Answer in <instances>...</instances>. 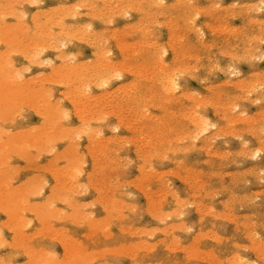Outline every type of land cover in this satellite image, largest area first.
<instances>
[{"label":"rangeland","instance_id":"obj_1","mask_svg":"<svg viewBox=\"0 0 264 264\" xmlns=\"http://www.w3.org/2000/svg\"><path fill=\"white\" fill-rule=\"evenodd\" d=\"M31 1L0 0L1 19L12 10L16 11L10 13L15 19L26 13L25 18H19L20 22L16 20V24L22 23L19 26L12 17L0 19V26H3L0 28L1 60L4 59L2 54L8 53L5 62L0 60L3 73L10 63L13 68L8 66L11 70L7 68L6 74L17 71L14 73L17 77L10 75V80L14 78L11 81L17 83L30 78L18 85L24 87L20 90L18 83L9 85L11 81L6 80L7 75L0 68V198L5 202L1 203L0 199V264H48L50 261L69 264L68 261L73 260L74 264H264V0H161L163 5L160 0H144V3L142 0H126L128 3L117 0L119 4L116 2L115 6L111 3L115 0ZM131 1L136 3L133 5ZM154 2L156 6H152ZM7 3L19 7L10 6V10ZM84 5L87 8L82 10ZM128 5L142 12L126 10ZM73 7L76 12L72 11ZM66 8L77 18L65 17L69 14L65 13ZM118 10L120 12H116ZM17 11L20 12L17 14ZM60 19L62 23L58 24ZM187 19H191L193 25L186 23ZM44 21H52L49 22L51 28ZM39 23L43 24L40 32ZM63 23L67 31L61 28ZM5 25L10 26L9 29ZM68 25L77 28L70 29ZM81 25L91 34H83L85 27L78 28ZM12 26L18 27H14L17 35ZM22 27L26 30L22 31ZM169 27H174L175 32ZM59 31L63 34L66 31L68 35L72 32L73 39L57 33ZM23 33L27 34L25 40ZM46 33L52 37L48 38ZM81 34L90 38H83ZM110 34L112 38L108 37ZM36 40L37 43H33ZM39 43L44 45L39 47ZM49 45L59 46L55 50L65 47L55 51ZM25 49L34 50L26 56ZM104 51L108 54L104 55ZM61 55H65L64 58H60ZM32 60L43 64L37 66ZM84 61L89 66L99 61L101 64L91 65V70L82 63ZM61 62H66L64 67ZM142 64L147 67L143 68ZM157 65L161 67L156 76L153 70L157 71ZM64 71L65 75L70 71V75L63 76ZM145 76L152 78L149 81L147 77L145 81ZM165 78L176 83V89L172 84V93L169 92L172 86H167L169 81ZM151 79L157 81L153 83ZM95 81L100 85H94ZM159 84L167 87L156 90ZM151 89L154 94L159 92L158 97ZM40 91L43 95L48 92L49 101L47 94L44 98ZM76 93H81L80 97ZM27 94H31L32 99L39 96L37 110L36 99H33L34 104L28 103ZM16 98L24 99L25 104L14 102ZM1 101L5 104L13 101V110L12 106L8 109L12 103L5 109ZM158 101H162L161 105ZM53 103L58 105L57 109L56 105L51 106ZM129 106L132 109L128 110ZM53 108L58 114L64 110L61 115L67 117L63 121V116L57 118ZM43 110L52 111L54 115L44 114L46 117L42 119L36 111L42 114ZM160 128L162 133L157 130ZM39 138L44 139V145ZM34 142L38 143L32 144ZM92 162L100 164V168L94 167ZM66 164L71 170L64 171ZM73 164L79 170L77 174L71 168ZM94 171L97 172L94 174ZM28 186L29 191L26 190ZM23 189L28 194L22 193ZM67 189H73V194ZM31 191L39 192L32 195ZM16 193L25 197L22 202H18L17 197L14 202L9 200L12 198L9 196H17ZM20 204L31 206L34 215L30 209L23 212L22 208L29 207ZM43 204L58 211V214L52 213L53 216L61 213V217L48 215L52 211L45 209ZM38 206L44 208L39 211L46 210L48 215L37 211L41 218L45 215L44 221L39 219L46 223L44 226L37 222L38 214L34 217ZM11 209L23 217L22 227L18 221L20 215L10 223L12 215L8 217V213L14 212ZM77 215H81L80 224L85 226L78 223ZM72 219L77 221L72 222ZM75 254L84 260L80 262L81 257Z\"/></svg>","mask_w":264,"mask_h":264},{"label":"bare ground","instance_id":"obj_2","mask_svg":"<svg viewBox=\"0 0 264 264\" xmlns=\"http://www.w3.org/2000/svg\"><path fill=\"white\" fill-rule=\"evenodd\" d=\"M3 1H4V0H3ZM10 1H11V0H10ZM20 1H21V0H20ZM30 1H31V0H30ZM30 1L28 0V2H26V0H25V3H29ZM104 1H105V0H104ZM121 1H122V0H121ZM142 1H143V3H144V0H142ZM145 1H148V0H145ZM152 1H153V0H152ZM152 1H151V4L153 3ZM155 1H156V0H155ZM23 2H24V1H23ZM31 2H32V1H31ZM83 2H84V1H83ZM108 2H109V0H108ZM110 2H111V1H110ZM116 2H117V0H115L114 3H113V2H111V3L115 6V5H116V4H115ZM119 2H120V0H119ZM119 2H117V4H119ZM123 2H127V1H126V0H123ZM131 2H132L133 5L136 3V1H134L135 3H133V1H131ZM140 2H141V1H140ZM179 2H180V0H179ZM182 2H183V1H181V3H182ZM8 3H9V2H8ZM8 3H7V5H8ZM12 3H15V1L12 2ZM12 3H11V4H12ZM25 3H24V4H25ZM85 3H87V6L89 7L90 2L87 1V2H85ZM127 3H128V2H127ZM149 3H150V2H149ZM157 3H158V2H157ZM160 3H161V0H160ZM160 3H159V4H160ZM162 3H163V1H162ZM162 3H161V4H162ZM177 3H178V2H177ZM177 3L175 2L176 5H177ZM186 3H188V2H186ZM9 4H10V3H9ZM22 4H23V3H22ZM83 4H84V3H83ZM159 4H158V5H159ZM15 5H17V4H15ZM126 5H127V4H126ZM126 5H125V6H126ZM147 5H148V4H147ZM149 5H150V4H149ZM158 5H157V6H158ZM162 5H163V4H162ZM162 5H160V6H162ZM184 5H185V4H184ZM187 5H188V4H187ZM187 5H185V6H187ZM189 5H190V8H191V4H189ZM10 6H11V5H8L9 8H8V7H7V8L10 9ZM12 6H13V5H12ZM12 6H11V7H12ZM62 6H63V4H62ZM65 6H66V5H65ZM65 6H64V7H65ZM87 6L84 5V6H83L84 8H82V10H83V9H86ZM104 6H106V5H104ZM109 6H111V5H109ZM138 6H139V4L137 5V7H138ZM152 6H156V2H154V5H152ZM152 6H151V7H152ZM169 6H171V5H169ZM57 7H59V5H58ZM67 7L71 9V6H67ZM77 7H79V6L77 5ZM107 7H108V6H107ZM111 7H112V6H111ZM111 7H110V8H111ZM120 7L122 8V6H120ZM128 7H130V5H128ZM128 7L126 8V10H127V9H129V10H133V9H131L132 7H130V8H128ZM133 7H134V6H133ZM137 7H135L134 10L136 9V10H137V11L135 10L136 12H140L142 9L140 8L141 10L138 11ZM171 7H173V6H171ZM175 7H176V6H174V8H175ZM188 7H189V6H188ZM188 7H187V8H188ZM4 8H5V7H4ZM20 8H21V7H20ZM20 8H19V9H20ZM59 8H60V7H59ZM61 8H62V7H61ZM61 8H60V9H61ZM102 8H103V7H102ZM113 8H114V7H113ZM118 8H119V6H118ZM174 8H173V10H174ZM1 9H3V8H1ZM5 9H6V8H5ZM5 9H4V10H5ZM8 9H7V11H8ZM38 9H39V8H38ZM54 9H55V8H54ZM74 9H75V8L73 7V8H72V11H73ZM77 9L79 10V8H77ZM111 9H112V8H111ZM111 9H110V11H111ZM114 9L117 10V7H115ZM114 9H113V11H114ZM124 9H125V8H123L122 11H123ZM10 10H11V9H10ZM15 10H16V9H15ZM55 10H57V9H55ZM55 10H54V11H55ZM58 10H59V9H58ZM61 10H63V8H62ZM66 10H67V8H66ZM68 10H69V9H68ZM68 10H67V12L64 10L65 13H68V12H69V14H66L65 17H67V15H70V14H71V13H70L71 10H70V11H68ZM80 10H81V7H80ZM108 10H109V9H108ZM126 10H124V11H126ZM134 10H133V11H134ZM145 10H146V9H145ZM186 10H187V9H186ZM7 11H6V12H7ZM37 11H38V10H37ZM76 11H77V10L75 9V12H76ZM101 11H102V10H101ZM110 11H109V13L112 12V11H111V12H110ZM124 11H123V13H124ZM147 11H148V10H147ZM160 11H161V10H160ZM160 11H159V14H160ZM0 12H1V11H0ZM2 12H3V11H2ZM11 12H13V10L10 11V13H11ZM14 12H16V11H14ZM14 12H13V13H14ZM19 12H20V11H19ZM19 12L17 11V14H18ZM55 12L57 13V11H55ZM73 12H74V11H73ZM73 12H72V13H73ZM103 12H105V11H102V13H103ZM116 12H120V10H118V11H116ZM141 12H142V11H141ZM143 12H145V11H143ZM165 12H166V11H165ZM3 13H4V12H3ZM7 13H8L9 15H11V16L5 14L4 17L8 16L9 18H11V17H12V14H10L9 12H7ZM56 13H55V14H56ZM59 13H60V11H59ZM59 13H58V14H59ZM65 13H64V14H65ZM109 13H108V14H109ZM184 13H185V11H184ZM21 14H23L22 11H21ZM47 14H48V13H47ZM47 14H46V15H47ZM53 14H54V13H53ZM60 14H61V15H64V14H62V11H61ZM74 14H75V13H73V16H75ZM77 14H78V13H77ZM108 14H106V15H108ZM113 14H115V13H113ZM117 14H118V13H117ZM140 14H141V13H140ZM150 14H151V13H150ZM157 14H158V13H157ZM159 14H158V15H159ZM168 14H170V13H168ZM2 15H3V14H1V16H2ZM19 15H20V14H19ZM23 15H24V16H23ZM23 15H20L21 17H20V16L17 17V15H16V16L14 15V17H17L18 19H15V18L12 17L13 19H15V24H16L17 21L20 22L19 20H20L21 18H25L26 13H24ZM51 15H52V14H50V16H51ZM61 15H60V17H61ZM71 15H72V14H71ZM71 15H70V16H71ZM98 15H99V12H98ZM103 15H104V14H103ZM151 15H152V14H151ZM154 15H156V14H154ZM160 15H161V14H160ZM29 16H30V15H29ZM48 16H49V15H48ZM48 16H46V18H47ZM50 16H49V17H50ZM100 16H102V15H101V12H100ZM145 16H146V15H145ZM165 16H166V14H165ZM186 16H187V15H186ZM4 17H3V19H1L2 17H0V19H1V20H4ZM34 17H35V16H34ZM56 17H58V16H56ZM62 17H63L62 19L65 18L64 16H62ZM71 17H72V16H71ZM71 17L68 16V18H70V19H71ZM104 17H107V16H104ZM149 17H151V16H149ZM149 17H148V18H149ZM154 17H155V16H154ZM158 17H160V16H158ZM163 17H164V16H163ZM169 17H170V16H169ZM172 17H173V16H172ZM6 18H7V17H6ZM19 18H20V19H19ZM52 18H53V15H52ZM52 18H51V19H52ZM54 18H55V16H54ZM72 18H77V17L75 16V17H72ZM107 18H108V17H107ZM107 18H106V19H107ZM177 18H178V17H177ZM13 19H11V20H13ZM27 19H28V18H27ZM58 19H59V17H58ZM62 19H60L61 21H60V20H59V21L56 20V21L58 22V24H60L59 22L62 23ZM143 19H144V17H143ZM146 19H147V18L145 17V20H146ZM152 19H153V18H152ZM170 19H171V18H170ZM170 19H168V20L170 21ZM1 20H0V21H1ZM16 20H17V21H16ZM23 20H24V19H23ZM46 20H47V19H46ZM48 20H49V19H48ZM155 20H156V18H155ZM188 20H189V21H188ZM190 20H191V19H187L186 23H187V22H192L191 24L193 25V21H190ZM192 20H194V19H192ZM32 21H33V20H32ZM32 21H30V22L32 23ZM174 21L176 22V20H173V22H174ZM2 22H3V21H2ZM18 22H17V23H18ZM30 22H29V23H30ZM44 22H45L46 24H48L50 21H49V22L44 21ZM44 22H43V24H44ZM51 22H52V21H51ZM51 22H50V23H51ZM57 22H56V23H57ZM140 22H141V21H140ZM155 22H157V21H155ZM170 22H171V21H170ZM173 22H172V24H173ZM5 23H6V22H5ZM5 23H4V24H5ZM50 23H49V28H51V27H50ZM150 23H152V22H150ZM159 23H160V22H159ZM168 23H169V22H168ZM9 24H10V23H9ZM21 24H22V23H20V24H16V25L19 26V25H21ZM32 24H33V23H32ZM35 24H36V23H35ZM40 24H41V23H39V25H40ZM43 24H41V26H40V28H39V29H40L39 32L42 31L41 28H42V25H43ZM53 24H54V23H52V25H53ZM58 24H57V25H58ZM63 24H64V23H63ZM166 24H167V22H166ZM191 24H190V26H189L190 28L193 27V26L191 27ZM2 25H3V23H2ZM12 25H14V24L12 23ZM23 25H26V24H23ZM30 25H31V24H30ZM39 25H38V26H39ZM44 25H45V24H44ZM55 25H56V24H55ZM148 25H150V24H148ZM163 25H165V24H163ZM167 25H168V24H167ZM185 25H186V24H185ZM6 26H7V25H5V27H6ZM17 26H16V27L14 26V27H15V28H18ZM34 26H37V25H34ZM47 26H48V25H47ZM58 26H59V25H58ZM64 26H65V24L63 25V27L61 26V28H64ZM66 26H67V25H66ZM75 26H76V25H74V27H73L74 29L77 28V27H75ZM169 26H170V23H169ZM2 27H3V26H0V28H2ZM9 27H10V26H9ZM9 27L7 26L8 29H9ZM14 27L12 26L11 28L14 29V30H12V31H14V33L16 34V33H18V32L15 31L16 29H15ZM20 27H21V26H20ZM20 27H19V28H20ZM31 27H32V25H31ZM31 27H30V28H31ZM53 27H55V26L53 25ZM59 27H60V26H59ZM59 27H57L58 30H59ZM79 27H82V25H81V26H78V28H79ZM84 27H85V26H83L82 29H84ZM170 27H172V25H171ZM170 27H169V29H172L171 31H173L174 27H173V28H170ZM177 27H178V26H177ZM22 28H23V27H22ZM36 28H37V27H36ZM49 28L47 27L46 30H49ZM68 28H70L69 25H68ZM73 28H70V29H73ZM167 28H168V26H167ZM183 28H184V27H183ZM34 29H35V28H34ZM66 29H67V28H66ZM66 29L64 28V30H66ZM176 29H177V28H176ZM10 30H11V29H10ZM19 30H20V29H19ZM25 30H26V27L23 28L22 31H25ZM30 30H31V29H30ZM50 30H51V29H50ZM50 30H49V31H50ZM68 30H69V29H68ZM77 30H78V29H76V31H77ZM80 30H81V29H80ZM85 30H86V31H85ZM85 30H84V32H82L83 34H85V33H87V34H91V32L89 33V30H87L86 27H85ZM183 30H184V29H183ZM186 30H187V29H186ZM193 30H195V29H193ZM1 31H4V30L2 29ZM62 31H63V29H62ZM62 31H59V32H57V33H60V32L62 33ZM66 31H67V30H66ZM66 31L64 32V34L62 33V35H64V37H65V35H68V34H66V33H68V32H66ZM70 31H71V30H70ZM82 31H83V30H82ZM87 31H88V32H87ZM116 31H118V30H116ZM143 31H144V30H143ZM143 31H141V32H143ZM169 31H170V30H169ZM176 31H177V30H176ZM6 32H7V33H8V32L10 33L9 30H8V31L6 30ZM33 32H34V31H33ZM33 32H32V33H33ZM35 32H36V31H35ZM39 32H38L37 35H39ZM77 32H78V31H77ZM79 32H80V31H79ZM113 32H114V30H113ZM113 32H111V33H113ZM173 32H175V31H173ZM177 32H179V31H177ZM177 32H176V33H177ZM189 32H190V29H189ZM9 33H8V34H9ZM20 33L22 34V32H19V35H20ZM47 33H49V32L47 31ZM47 33H46V34H47ZM50 33H52V35L54 34V32H51V31H50ZM57 33H56V34H57ZM61 33H60V34H61ZM71 33H72V32H71ZM71 33H70L68 36H66V38H69V36H70V39H71V38L74 36L73 34H72V35H73V36H72ZM75 33H76V32H75ZM80 33H81V32H80ZM114 33H116V32H114ZM139 33H140V32H139ZM143 33H144V32H143ZM181 33H183V32H181ZM195 33H196V32H195ZM0 34H2V33H0ZM23 34L25 35V33H23ZM43 34H44V33H43ZM171 34H173V33H171ZM174 34H175V33H174ZM6 35H7V34H6ZM9 35H10V34H9ZM11 35H12L13 37L15 36V35H13V34H11ZM16 35H17V34H16ZM24 35H23V36H24ZM28 35H29V34H28ZM41 35H42V33H41ZM48 35H49V34H47V36H48ZM62 35H61V36H62ZM75 35H76V34H75ZM78 35H79V33H78ZM112 35H113V34H110V35H108V37L110 36L109 38H112ZM118 35H119V34H118ZM133 35H134V34H133ZM133 35H132V36H133ZM139 35H140V34H139ZM144 35H145V34H144ZM144 35H143V36H144ZM39 36H40V35H39ZM39 36H36V38L39 37ZM53 36H54V35H53ZM57 36H58V34H57ZM81 36H82V34H81ZM119 36H120V35H119ZM119 36H117V37H119ZM143 36H142V39H143V43H144V38H143ZM175 36L178 37V34H175ZM26 37H27V34L25 35V38L23 37L24 40L26 39ZM42 37H43V36H42ZM51 37H52V36L49 35L48 38H51ZM59 37H60V35H59ZM82 37H83V36H82ZM85 37L88 38V36H84L83 38H85ZM114 37L116 38L115 35L113 36V38H114ZM169 37H172V35H171V36L169 35ZM173 37H174V36H173ZM191 37H192V36H191ZM14 38H16V37H14ZM32 38L34 39V37H32ZM48 38H47V39H48ZM66 38H65V39H66ZM89 38H90V37H89ZM89 38H88V39H89ZM115 38H114V39H115ZM174 38H176V37H174ZM174 38H173V39H174ZM10 39H11V37H10ZM20 39H21V38H20ZM28 39H29V38H28ZM28 39H27V41H28ZM43 39H44V38H43ZM47 39H46V40H47ZM52 39H53V38H52ZM65 39H64V40H65ZM72 39H73V38H72ZM88 39H87V40H88ZM192 39H193V37H192ZM7 40H8V39H7ZM34 40H35V39H34ZM38 40H39V38H38ZM46 40H45V41H46ZM48 40H49V39H48ZM50 40H51V39H50ZM50 40H49L48 42H51ZM83 40H84V39H83ZM85 40H86V39H85ZM85 40H84V41H85ZM8 41H9V40H8ZM10 41H11V40H10ZM14 41H15V40H14ZM14 41H13V42H14ZM16 41H17V39H16ZM30 41L32 42V39H31ZM40 41H41V40H40ZM60 41H61V39H60ZM72 41H73V40H72ZM173 41H174V43L176 42V40H172V42H173ZM184 41H185V40H184ZM187 41H188V40H187ZM38 42H39V41H38ZM48 42H47V43H48ZM63 42H64V41H62V43H63ZM65 42H66V41H65ZM85 42H88V41H85ZM170 42H171V41H170ZM1 43H2V42H1ZM16 43H17V42H16ZM33 43H37V40H36V42L33 41ZM40 43H43V42L41 41ZM40 43H39V47H40V45H44V44H40ZM44 43H45V42H44ZM55 43H56V42H55ZM58 43H59V42H58ZM174 43H173V44H174ZM17 44H19V43H17ZM49 44H50V43H49ZM52 44H53V43H52ZM52 44H51V45H52ZM60 44H61V43H59V45H60ZM171 44H172V43H171ZM1 45H2V44H1ZM54 45H56V44H54ZM61 45H62V44H61ZM65 45H66V44H65ZM32 46L34 47V45H32ZM32 46H30V48H31ZM37 46H38V45H37ZM37 46L35 45V47H37ZM49 46H50V45H49ZM184 46H185V45H184ZM42 47H43V46H42ZM57 47H59V46H56V47H54V48H57ZM61 47H65V46L63 45V46H61ZM61 47H60V48H61ZM170 47H171V46H170ZM30 48H29V49H30ZM45 48L48 49V47H44V49H45ZM50 48H53V46H50ZM54 48H53V49H54ZM60 48H59V49H60ZM182 48H183V47H182ZM9 49L11 50V48H9ZM39 49H40L39 51H42L41 48H39ZM53 49H52V50H53ZM59 49H56V50L54 49V50H55V51H58ZM62 49H63V48H62ZM62 49H60V50H62ZM180 49H181V48H180ZM180 49H179V51H182V50H180ZM25 50H27V49H25ZM25 50H24V51H25ZM31 50H34V49H31ZM31 50H30V51H31ZM183 50H184V48H183ZM185 50H186V49H185ZM5 51H6V50H5ZM7 51L9 52V50H7ZM18 51H19V50H18ZM21 51H22V50H21ZM30 51L27 50V52L25 51L24 54L26 55V53H29ZM130 51H131V50H130ZM31 52H33V51H31ZM140 52H141V51H140ZM176 52H177V51H176ZM16 53H17V52H16ZM16 53H14V54H16ZM22 53H23V52H22ZM35 53H37V52H35ZM35 53H34V54H35ZM60 53H61V51H60ZM60 53H59V54H60ZM62 53H63V52H62ZM62 53H61V54H62ZM105 53H106V55L108 54V52L104 51V55H105ZM137 53H138V52H137ZM142 53H143V51H142ZM144 53H146V51H144ZM185 53H186V51H185ZM5 54H6V53H5ZM7 54H8V53H7ZM7 54H6V56H7ZM30 54H31V53H30ZM59 54H58L57 56H59ZM63 54H64V53H63ZM94 54H95V53H94ZM98 54H99V53H98ZM100 54H101V53H100ZM130 54L132 55V53H130ZM130 54H129V55H130ZM156 54H159L158 51L156 52ZM174 54H175V53H174ZM2 55H3V57H4V59H2V60H3V62H5L4 60H5V57H6V56H5L4 54H2ZM9 55H11V54H9ZM9 55H8V56H9ZM12 55H13V53H12ZM32 55H33V54H32ZM66 55H67V54H66ZM131 55H130V56H131ZM26 56H27V55H26ZM37 56H38V54H37ZM55 56H56V55H55ZM62 56H63V55H61L60 58H62ZM64 56H65V55H64ZM64 56H63V58H64ZM98 56H99V55H98ZM133 56H134V55H133ZM157 56L159 57V55H156V58L158 59V60H157V59H156V60L159 61V58H158ZM66 57H67V56H66ZM102 57H103V56H102ZM102 57H101V58H102ZM152 57H153V56H152ZM9 58H10V57H9ZM31 58H33V57H31ZM54 58H55V57H54ZM58 58H59V57H58ZM60 58H59V59H60ZM67 58H68V57H67ZM67 58H66V59H67ZM98 58H100V56H99ZM154 58H155V57H154ZM131 59L133 60L132 57H131ZM138 59H139V58H138ZM143 59H144V58H143ZM145 59H146V58H145ZM0 60H1V58H0ZM2 60H1V61H2ZM54 60H55V59H54ZM67 60H68V59H67ZM67 60H66V62H69V61H67ZM103 60L105 61V58H104ZM154 60H155V59H153L152 62H153ZM32 61H33V60H32ZM43 61H44L45 63H47V62H46L47 60L45 61V59H44ZM61 61H62V60H61ZM95 61H97V59H96ZM101 61H102V60H101ZM127 61H128V60H127ZM129 61H130V60H129ZM129 61H128V62H129ZM33 62H35V61H33ZM38 62H39V63H38ZM38 62H37V63L35 62V65L37 64V66H38V64H39V66H42L43 63L41 62V65H40V61H38ZM49 62H50V61H49ZM66 62H63V63H66ZM85 62H86V61H84V62H82V63L85 64ZM102 62H103V61H102ZM152 62H151V63H152ZM1 63H2V62H1ZM51 63H52V62H50V64H51ZM63 63L61 62V64H62L63 67H64L65 65H64ZM82 63H80V64H82ZM99 63H100V61H99L98 63L95 62L94 64L97 65V66H99V65L101 64V63H100V64H99ZM143 63H144V62H143ZM147 63H148V62H147ZM154 63L157 64V62H155V61H154ZM159 63H161V62L159 61ZM48 64H49V63H48ZM50 64H49V65H50ZM94 64H93V65H94ZM98 64H99V65H98ZM145 64H146V63H145ZM145 64H144V65L142 64V65H143V68H144V67H147ZM156 64L154 65V67H156ZM33 65H34V64H33ZM67 65H69V64L67 63ZM85 65H86V64H85ZM85 65H84V67H85ZM91 65H92V64H90V66H89V65L87 64L86 66H88V67L92 70ZM93 65H92V66H93ZM138 65H139V63H138ZM147 65H148V64H147ZM158 65H160V64H158ZM158 65H157V67H158ZM0 66H1V64H0ZM8 66H10L11 68H13V67L10 65V63H9V65H6L5 73H3V70H4L3 68H4V66H3V68H2V66L0 67V68H2V73H3L4 75H7V76H6V78H7L6 80H8V79L10 80V78H9V77H11L10 75L14 74L15 72H16L15 74H17V71H15V72H11L12 74L9 73L10 75L6 74V73H8L7 71L10 69V67H8ZM54 66H55V65H54ZM57 66L59 67L60 65L57 64ZM82 66H83V65H82ZM31 67H32V65H31ZM60 67H62V66H60ZM66 67H69V66H66ZM71 67H72V66H71ZM76 67H77V65H76ZM78 67H79V66H78ZM88 67H87V69H89ZM149 67H150V66H149ZM159 67H161V66H159ZM159 67H158L157 71L153 70V71L155 72V74L158 72ZM7 68H9V69L7 70ZM72 68H73V67H72ZM81 68H83V67H81ZM97 68H98V67H97ZM151 68H152V67H151ZM151 68H150V70H151ZM62 69H64V68H62ZM69 69H70V68H69ZM74 69H76V68H74ZM77 69H78V68H77ZM84 69H85V68H84ZM146 69H147V68H146ZM10 70H11V69H10ZM14 70H16V69H14ZM56 70H57V69H56ZM67 70H68V69H67ZM72 70H73V69H70V71H72ZM79 70H80V69H79ZM0 71H1V70H0ZM19 71H21V70H19ZM70 71H68V72H70ZM86 71H88V70H86ZM98 71H99V69H98ZM54 72H55V71H54ZM64 72H65V71H64ZM64 72H62V73H63V74H62L63 76L68 77V76L70 75V74L68 75V72H67V75H68V76H67V75H65L66 72H65V73H64ZM146 72H147V71H146ZM148 72H149V71H148ZM159 72H160V70H159ZM52 73H53V71H52ZM55 73H56V72H55ZM55 73H54V74H55ZM72 73H73V71H72ZM91 73H92V72H91ZM15 74L12 75V77H13V76H14V77H17V76H15ZM54 74H53V75H54ZM73 74H74V73H73ZM85 74H86V72H85ZM85 74H84V75H85ZM92 74H94V73H92ZM92 74H91V75H92ZM149 74H151V72H150ZM149 74H148V75H149ZM153 74H154V73H153ZM153 74H152V75H153ZM158 74H159V73H158ZM160 74H161V73H160ZM4 75H3V76H4ZM76 75H77V73H76ZM78 75H79V74H78ZM94 75H96V74H94ZM1 76H2V75H0V78H1ZM55 76H58V75L55 74ZM59 76L62 77V76H61V72H60V75H59ZM156 76H157V74H156ZM18 77H19V76H18ZM73 77H74V75H73ZM73 77L70 78V80L73 79ZM82 77H83V76H82ZM90 77H91V76H90ZM96 77H97V75H96ZM147 77L149 78V81H150V77L152 78V76H145V81H146V78H147ZM160 77H161V76L159 75V78H160ZM162 77H163V76H162ZM166 77L168 78V76H166ZM4 78H5V77H4ZM20 78H22L21 75H20ZM43 78H44V77H43ZM56 78H58V80L60 79L59 77H56ZM63 78H64V77H63ZM2 79H3V78H2ZM12 79H14V78H12ZM12 79H11V80H12ZM18 79H19V78H18ZM18 79H16V80H18ZM27 79H30V78H27ZM27 79H26V80H27ZM66 79H67V78H65V80H66ZM68 79H69V78H68ZM84 79H85V78H84ZM84 79H83L84 82H85V80H88V81H89V79H85V80H84ZM168 79H169V78H168ZM11 80H10V81H11ZM26 80H21L20 82H17L18 84H17L16 81L14 80V81H11V83L9 82V85H10V84L12 85V83L15 82V83L17 84V86H18V85H20V83H22V81L25 82ZM61 80H63V79H61ZM75 80H76V79H75ZM90 80H91V79H90ZM104 80H105V79H104ZM141 80H142V78H141ZM143 80H144V78H143ZM151 80H153V79H151ZM164 80L166 81L167 79L165 78ZM169 80H172V79L170 78ZM169 80H167V81H169ZM37 81H38V80H37ZM39 81H40V80H39ZM42 81H43V79L41 78V82H42ZM66 81H67V80H66ZM80 81H81V80H80ZM88 81H87V82H88ZM91 81H92V80H91ZM91 81H90L89 83H87V84H90ZM99 81H100V80H99ZM149 81H147V82H149ZM155 81H157V79H156ZM155 81L153 80V83H154ZM7 82H8V81H7ZM7 82H5V83H7ZM30 82H31V81H30ZM49 82H50V81H49ZM59 82H62V81H59ZM64 82H65V81H64ZM68 82H69V80H68ZM71 82H73V81H71ZM71 82H70L69 84H71ZM74 82H75V81H74ZM74 82H73V83H74ZM76 82H78V79L76 80ZM84 82H80V83H84ZM151 82H152V81H151ZM160 82H163V81H160ZM160 82H159V83H160ZM5 83H4V85L7 86ZM32 83H33V82H32ZM36 83H37V82H36ZM51 83L53 84V81H52ZM73 83H72V84H73ZM95 83L99 84V83L96 82V81H95L93 84L96 85ZM144 83H145V82H144ZM169 83H170V84H169ZM28 84H29V82H28ZM28 84H27V85H28ZM33 84H34V83H33ZM58 84H59V83H58ZM58 84H57V86H58ZM62 84H63V82H62ZM64 84H65V83H64ZM66 84H67V82H66ZM74 84H75V83H74ZM77 84H79V83H77ZM85 84H86V83H85ZM87 84H86L85 86H87ZM133 84H134V83L132 82V85H133ZM150 84H151V83H150ZM162 84H163V83H162ZM162 84H161V86H163ZM168 84H169V85H168ZM168 84H167V86L171 87L172 84L175 85L176 83H175V81H174V83H173V81H172V83H171V81H169ZM13 85L16 86L14 83H13ZM60 85H61V84H60ZM60 85H59V86H60ZM94 85H93V86H94ZM99 85H100V84H99ZM134 85H135V87H136V84H134ZM134 85H133V86H134ZM144 85H146V84H144ZM152 85H153V84H152ZM165 85H166V84H164V86H165ZM170 85H171V86H170ZM21 86H22V85H21ZM21 86H20V87H21ZM23 86H25V85L23 84ZM29 86H30V85H28V87H29ZM33 86H35V84H34ZM63 86H65V85H63ZM68 86H69V85H68ZM74 86H76V85H74ZM80 86H82V85H80ZM85 86H84V87H85ZM91 86H92V85H91ZM156 86H157V85H156ZM159 86H160V84H159ZM161 86H160V87H155V86H154V87H155V89H156V88H160V89L163 88V89H164V86H163V87H161ZM167 86H165V87H167ZM0 87H1V86H0ZM18 87H19V86H18ZM18 87H17V89L14 87V90H19L20 87H19V88H18ZM35 87H36V86H35ZM144 87H146V86H144ZM152 87H153V86H152ZM175 87H176V85L174 86V88H175ZM12 88H13V87H12ZM22 88H24V87H22ZM22 88H20V90H21ZM30 88H31V86H30ZM67 88H68V87H67ZM82 88H83V87H81V89H82ZM85 88H86V87H85ZM85 88H83V90H84ZM147 88H148V87H147ZM174 88H173V86H172V87H171L172 90L170 89L171 91H169V92L172 93V92L174 91ZM10 89H11V88H10ZM81 89H80V91L82 92ZM86 89H87V88H86ZM140 89H141V88H140ZM167 89H168V88H167ZM175 89H176V88H175ZM12 90H13V89H12ZM26 90H27V88L24 89V91H26ZM30 90L32 91V88H31ZM34 90L38 91L37 88H36V89L34 88ZM148 90H150V88H148ZM148 90H146V91H148ZM151 90H153V91H152V92H153L152 94H153V95L157 94V97H158L159 92L157 91L158 93H155V94H154V92H155L154 89H151ZM156 90H158V89H156ZM161 90H162V89H161ZM24 91H23V92H24ZM43 91L45 92V90H43ZM43 91H40L41 94H42V93L44 94ZM77 91H78V90H77ZM40 92H39V94H40ZM78 92H79V91H78ZM149 92H151V91H149ZM164 92H166V91L163 90V93H164ZM83 93H84V92H83ZM146 93H147V92H146ZM170 93H169V94H170ZM43 94H42V95H43ZM46 94H47V95H46ZM46 94H45V95H46L47 97H46L45 95H43V97L45 96V97L47 98V101H49L50 98L48 99V96H49V95H48V92H47ZM78 94H79V93H78ZM80 94H81V93H80ZM80 94H79V95H80ZM150 94H151V93H150ZM165 94H166V93H165ZM165 94H164V95H165ZM169 94H168V92H167V95H169ZM27 95H29V94H27ZM30 95H31V94H30ZM30 95L28 96V97L30 98V102H28V103H32V102H33V99L35 98V96H34V98L32 99V96L30 97ZM76 95H77V93H76ZM79 95H77V96H79ZM153 95H152V96H153ZM0 96H1V93H0ZM2 96H3V95H2ZM6 97H7V96H6ZM16 97H19V96H16ZM20 97H21V96H20ZM45 97H44V98H45ZM49 97H50V96H49ZM79 97H80V96H79ZM150 97H151V96H150ZM155 97H156V96H155ZM155 97H153V99H154ZM164 97H165V96H164ZM0 98H1V97H0ZM2 98L4 99L5 97L3 96ZM7 98H8V97H7ZM37 98H39V96H36V98H35V99H36V106H35V108L38 106V105H37V101H38L39 99L37 100ZM160 98L162 99V96H160ZM18 99H19V98H18ZM35 99H34V100H35ZM40 99H42V98L40 97ZM153 99L151 100V102L154 101ZM157 99H158V98H156V100H157ZM167 99H168V98H167ZM7 100H12V99H7ZM7 100L5 99L4 101H7ZM16 100H17V98H16ZM16 100H14V102H16V103H20V102H21L22 105L25 104V102H22L24 99H22V101H21V100H20V101H19V100L16 101ZM142 100H143V98H142ZM158 100H159V99H158ZM164 100H165V99H162V101H164ZM40 101H41V100H40ZM123 101H124V100H123ZM139 101H141V100H139ZM162 101H161V102H162ZM1 102L3 103V106L6 105V106H5V109H6L7 106H8L7 104H11V103H12L11 105L8 106V109L10 110L9 107L12 106V109H11V110H13V105H14L13 101H9L7 104H5V102H3V101H1ZM34 102H35V101H34ZM34 102H33L32 104H34ZM56 102H57V101H56ZM107 102H108V101H107ZM134 102H135V101H134ZM136 102H137V99H136ZM144 102H145V100H144ZM161 102L158 101V104L160 103L159 105H161ZM38 103L41 104V102H38ZM126 103H127V102H126ZM140 103H141V102H140ZM146 103H147V102H146ZM152 103H153V102H152ZM0 104H1V103H0ZM4 104H5V105H4ZM58 104H59V102H58ZM107 104H110V103L108 102ZM107 104H106V105H107ZM124 104H125V103H124ZM1 105H2V104H1ZM1 105H0V107H1ZM53 105L55 106L56 104L53 103L51 106L54 107ZM126 105H127V104H126ZM128 105H129V104H128ZM128 105H127V106H128ZM142 105H144V104L142 103ZM3 106H2V107H3ZM51 106H50V107H51ZM56 106H57V107H56ZM56 106H55V107H56V109H57V108H58V105H56ZM127 106L124 108V110L127 109ZM136 106H137V105H136ZM144 106H145V105H144ZM39 107H41V106H39ZM105 107H106V106H105ZM140 107H141V106H140ZM37 108H38V107H37ZM37 108H36V110H37ZM41 108H42V109L44 108L43 105H42ZM129 108L132 109V106H131V107L129 106V107H128V110H129ZM141 108L143 109V107H141ZM3 109H4V108H3ZM3 109H2V110H3ZM39 109H40V108H39ZM54 109H55V108H53L52 111L57 112V110H54ZM131 109H130V110H131ZM137 109H140V108H137ZM142 109H141V111H142ZM2 110H1V113H2ZM9 110H8V111H9ZM60 110H61V109H60ZM6 111H7V110H6ZM40 111H41V109L39 110V112H40ZM43 111H44V110H43ZM52 111H51V112H52ZM58 111H59V109H58ZM133 111H134V112H137L136 109H134ZM139 111H140V110H139ZM9 112H10V111H9ZM9 112H8V114H10ZM14 112H15V111L12 112L13 115L15 114ZM36 112H37V114H38L39 116H40V115L42 116V119H43V117H44L45 115L48 116L47 114H49V115H52V114H53V115H54V113H51V112L48 111V110L44 111L42 114H41V113H38V111H36ZM41 112H42V111H41ZM47 112H49V113H47ZM65 112H66V111H65ZM63 113H64V110H63V112L61 111V114H63ZM140 113H141V112H140ZM140 113H139V114H140ZM6 114H7V112L5 113V115H6ZM44 114H45V115H44ZM57 114H58V112H57ZM61 114L59 113L57 118H60V115H61ZM65 114H66V113H65ZM65 114H64V115H65ZM135 114L137 115V113H135ZM166 115H167V114H166ZM3 116H4V115H3ZM6 116H8V115H6ZM11 116H12V115H11ZM46 116H45V117H46ZM61 116H63V115H61ZM65 116H66V115H65ZM65 116H63L62 121L67 117V116H66V117H65ZM164 116H165V115H163V117H164ZM45 117H44V119H45ZM49 117H50V116H49ZM49 117H48V118H49ZM54 117H56V116H54ZM136 117H137V116H135V118H136ZM163 117L161 116V118H163ZM166 117H168V116H166ZM51 119H52V117H51ZM164 119H165V118H163V120H164ZM4 120H5V119H4ZM167 120H168V119H167ZM52 121H53V120H52ZM45 122H46V121H45ZM45 122H44V123H45ZM50 122H51V120H50ZM53 122H54V121H53ZM151 122H153V121H151ZM151 122H150V123H151ZM44 123L42 122V124H44ZM48 123H49V122H48ZM202 123H203V122H202ZM54 124H56V121H55ZM56 126H57V125H56ZM57 127H58V126H57ZM150 127H151V126H150ZM150 127H149V128H150ZM155 128H156V127H155ZM157 128H158V127H157ZM56 129H57V128H56ZM42 130H43V129H42ZM151 130H152V129H151ZM157 130H160V132L162 133L161 128H160V129H157ZM162 130H163V129H162ZM27 132H30V131L28 130ZM27 132H26V133H27ZM152 132H153V131H152ZM158 135H159V134H157V137H158ZM154 136L156 137V135H154ZM28 137H29V136H28ZM30 137H31V136H30ZM30 137H29V138H30ZM40 137H41V136H40ZM62 138H63V137H62ZM159 138H160V135H159L158 139H159ZM42 139H43V138H42ZM46 139L48 140V137H47ZM46 139H45V141H46ZM34 140L36 141V139H34ZM38 141H40L41 143H43V145H44V143H45V142H43L44 139L41 140V138H39ZM31 142H32V141H31ZM35 143L37 144L38 142H34V143H32V144H35ZM41 143H40L39 145H41ZM42 151H43V150H42ZM159 151H160V150H159ZM0 160H1V158H0ZM96 163H97V162H96ZM70 164H72V163H70ZM92 164L95 165L94 162H92ZM98 164H99V163H98ZM66 165H67V164H66ZM73 165H74V164H73ZM99 165H100V164H99ZM99 165L96 164L94 167L97 166L96 168L99 169V168H100V167H98ZM68 166H69V164H68L65 168L63 167V169H65L64 171L71 170L70 168H67ZM70 167H71V165H70ZM71 168H72V170H73V168H74V172H75V173H76V171H77V172L79 171V170L75 169V168H76L75 165H74V167L72 166ZM101 170H102V168H101ZM62 171H63V170H62ZM95 172H97V171H94V174H95ZM98 173H100V172H98ZM76 174H77V173H76ZM100 174H101V173H100ZM104 174H105V173H104ZM74 175H75V174H74ZM97 175H98V174H97ZM101 175H102V174H101ZM95 176H96V175H95ZM156 176L158 177V175H156ZM104 177H106V176H104ZM75 178H77V177H75ZM91 178H92V177H91ZM149 178H150V177H149ZM149 178H148V179H149ZM154 178H155V177H154ZM146 179H147V178H146ZM146 179H145V181H146ZM67 180H68V179H67ZM72 180L74 181V179H72ZM104 180H105V179H104ZM159 180H160V179H159ZM75 181H76V180H75ZM147 181H148V180H147ZM147 181H146V182H147ZM157 181H158V180H157ZM184 181H185V180H184ZM107 182H108V181H107ZM186 183H187V182H186ZM76 186H77V185H76ZM29 187H30V186H28V187L26 188V190H28ZM77 187H78V186H77ZM70 188H71V187H70ZM110 188H111V187H110ZM113 188H114V187H113ZM158 188H159V187H158ZM166 188H169V187H166ZM166 188H165V191L168 192ZM73 189H75V187H74ZM73 189H71V190L69 189L70 191H69L68 189H67V190H68L69 192L72 193V190H73ZM76 189H77V188H76ZM30 190H31V188H30ZM23 191H25V190H24V189L21 190L22 193H24ZM28 191H29V190H28ZM28 191H26V193H24V194H28V193H27ZM68 191H67V192H68ZM159 191L161 192V190H159ZM159 191H158V194H160ZM17 192H18V191H17ZM34 192H35V191H34ZM34 192L31 191V194L33 193L32 195H34ZM38 192H39V191H38ZM38 192H35V193H38ZM69 192H68V193H69ZM73 192H74V191H73ZM106 192H107V191H106ZM163 192H164V191H163ZM170 192H171V191H170ZM13 193H15V192H13ZM13 193H12V194H13ZM29 193H30V192H29ZM168 193H169V192H168ZM16 194H17V193H16ZM19 194H21V193H18L17 196H15V194H14V195H11V196H9V198H10V197H12V198H11V199L8 198V199L14 202V200H16V197H17V200H19L18 202H22L21 199H24L25 197H24L22 194H21V196H20ZM72 194H73V193H72ZM164 194H165V192H164ZM29 195H30V194H29ZM32 195H31V196H32ZM35 195H36V194H35ZM38 195H39V194H38ZM13 196H14V197H13ZM18 196H20L21 198L18 197ZM160 196H163V195H160ZM22 197H23V198H22ZM33 197H34V196H33ZM14 198H15V199H14ZM18 198H20V199H18ZM39 198H41V197H39ZM0 199H1V198H0ZM8 199H7V200H8ZM12 199H13V200H12ZM1 201H3V200L1 199ZM15 202H16V201H15ZM176 202H178V200H177ZM176 202H175V203H176ZM180 202H181V201L179 200L178 203H180ZM1 203H5V202L3 201V202H1ZM23 203H26V200H25V202H23ZM31 203H32V202H31ZM31 203H29V204H31ZM43 203H44V201H43ZM113 203H114V202H113ZM113 203H111V204L114 205ZM178 203H177V204H178ZM29 204H28V205H29ZM32 204H33V205H36V204H34V203H32ZM32 204H31V205H32ZM45 204H46V203H45ZM45 204H43L42 206L46 207L45 209L50 210L49 206H45ZM4 205L6 206V204H3V206H4ZM20 205H21V204H20ZM23 205H24V204H22L21 206L23 207ZM26 205H27V204H26ZM38 205H39V204H38ZM46 205H47V204H46ZM115 205H116V203H115ZM179 205H180V204H179ZM179 205H177V206H179ZM5 206H4V207H5ZM180 206H181V205H180ZM24 207H29V206H25V205H24ZM38 207H39V208H38ZM38 207H37V210L34 211V213H36L34 217L37 216V214H38L37 211H39L40 208H41V209L43 208V207H41V206H38ZM47 207H48V208H47ZM110 207H111V206H110ZM115 207H116V206H115ZM7 208H10V207H9V204H8ZM19 208L21 209L20 206H19ZM30 208H31V206H30L29 208H25V209L22 208V209H23V212H24L26 209H27L26 211H28V209H30ZM32 208H33V207H32ZM111 208H113V207H111ZM15 209H16V207H15ZM35 209H36V207H35ZM43 209H44V208H43ZM8 210H9V209H8ZM13 210H14V209H11V212H12ZM48 210H47V211H48ZM32 211H33V210H32ZM32 211H31V209H30V212H32ZM50 211H52V210H50ZM9 212H10V210H9ZM28 212H29V211H28ZM40 212H41V211H39V213H40ZM42 212H44V214H45V213H46V210H45V211H42ZM42 212H41V213H42ZM48 212H49V211H48ZM55 212H56V211H52L51 213H48V215H49V214L52 215V213H55ZM57 212H58V211H57ZM57 212H56V213H57ZM15 213H16V215H15ZM56 213H55V214H56ZM9 214L12 215V217H10V219L8 218L9 221H10V220L12 221V220L16 219L17 216L20 215V214H18L15 210H14L13 213H8V217L10 216ZM17 214H18V215H17ZM32 214H33V212H32ZM57 214H58V213H57ZM60 214H61V213H59V216L61 217ZM13 215H14V216H13ZM33 215H34V214H33ZM38 215H39V216H37L36 219H38V220L41 219V220H42V219H45V215H47V213H46L44 216H43V214H42V218H41L40 214H38ZM48 215H47V216H48ZM47 216H46V217H47ZM52 216H53V215H52ZM54 216H55V217L57 216L58 219L60 218L58 215H54ZM54 216H53V217H54ZM77 216H78V218H79L81 215H80V216L77 215ZM83 216H84V218H85V215H82V217H83ZM13 217H14V218H13ZM19 217L23 220V217H21V215H20ZM38 217H39V218H38ZM49 217H50V216H49ZM20 218H19V219H20ZM57 218H56V219H57ZM72 218H74V217H72ZM75 218H76V217H75ZM75 218H74V219H75ZM78 218H77V220L79 221L78 223L80 224V222H82V221H80V218H79V219H78ZM86 218H87V216H86ZM86 218H85V219H86ZM21 219L18 220V218H17V220L20 221V222H19V224H20L19 226H20V227H22V225L25 223L24 220H23V223H21ZM46 219L49 220L50 218H49V219L46 218ZM53 219L55 220V218H51L50 220H53ZM38 220H37V222L41 223V225L44 226V224H46L45 222H44V223L42 222V221H44V220H42V221H41V220L38 221ZM77 220H73V219H72L71 221L73 222V221H77ZM83 220H84V219H83ZM11 221H10V223H11ZM85 221H86V220H85ZM69 222H70V221H69ZM92 222H93V221H92ZM15 223H16V224H15L16 226H15V225H14V226H15V227H18V224H17L18 222H15ZM42 223H43V224H42ZM78 223H77V224H78ZM13 224H14V223H13ZM21 224H22V225H21ZM72 224H74V223H72ZM79 224H78V225H79ZM85 224H86V223H85ZM87 224H88V223H87ZM94 224H96V222H95ZM99 224H100V223H97L96 225H99ZM80 225H83V224L81 223ZM89 225H92V223L89 224ZM83 226H85V225H83ZM86 226H87V225H86ZM93 226H94V225H92V228H93ZM99 226H100V225H99ZM99 226H98V227H99ZM88 227H89V226H88ZM90 228H91V227H90ZM95 229H96V226H95ZM88 230L91 231L92 229H88ZM105 237H106V236H105ZM108 237H109V236H107V238H108ZM15 239L18 240V238H15ZM16 240H15V241H16ZM17 242H18V241H17ZM20 242L22 243L21 240L19 241V243H20ZM19 243H18V244H19ZM74 244H75V243H73L72 245H74ZM167 245H168V244H167ZM75 246H76V244H75ZM75 246H72V248H74ZM168 246H169V245H168ZM165 248L167 249L168 247L166 246ZM151 250H153V249H151ZM167 250H168V249H167ZM77 251H78V250H77ZM77 251L75 250L74 252H77ZM45 252H46V251H45ZM45 252H44V255H45ZM47 252H48V251H47ZM95 253H96V252H95ZM42 255H43V254H42ZM75 255L78 256L77 254H75ZM75 255H74V256H75ZM94 255H96V254H94ZM33 256H34V253H33ZM33 256H32V255L30 256L31 258H33L32 261H34V257H33ZM35 256H36V255H35ZM74 256H73L72 258H75V257H76V256H75V257H74ZM89 256H90V255H89ZM97 256H98V255H97ZM97 256H96V257H97ZM30 257H28V258L30 259ZM47 257L52 258V256H47ZM47 257H46V258H47ZM70 257H71V256H70ZM78 257H81V256H78ZM37 258H38V257H37ZM50 258H48L47 261H49ZM91 258H92V257H91ZM93 258H95V257H93ZM93 258H92V259H93ZM35 259H36V257H35ZM44 259H45V257H44ZM44 259H42V260H44ZM82 259H83V258L81 257V258H80V262H81ZM89 259H90V258H89ZM40 260H41V259H40ZM53 260H54V259H53ZM75 260H78V258H76ZM83 260H84V259H83ZM90 260H91V259H90ZM73 261H74V260H73ZM73 261H68V262H70L69 264H71V262L74 264L75 261H74V262H73ZM239 261H240V260H239ZM50 262H51V261H50ZM50 262H48V264H52V263H54V261H52V263H50ZM56 263L58 264V262H56ZM76 263H77V262H76ZM133 263H134V262H133ZM63 264H66V262H64ZM242 264H243V263H242Z\"/></svg>","mask_w":264,"mask_h":264},{"label":"snow or ice","instance_id":"obj_3","mask_svg":"<svg viewBox=\"0 0 264 264\" xmlns=\"http://www.w3.org/2000/svg\"><path fill=\"white\" fill-rule=\"evenodd\" d=\"M13 7H19L18 5H13Z\"/></svg>","mask_w":264,"mask_h":264}]
</instances>
